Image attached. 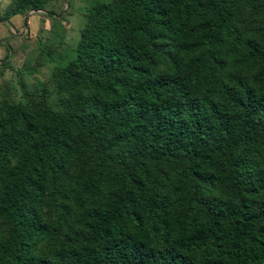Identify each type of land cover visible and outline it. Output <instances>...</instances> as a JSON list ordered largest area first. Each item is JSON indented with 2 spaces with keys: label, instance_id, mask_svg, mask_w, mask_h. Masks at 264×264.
<instances>
[{
  "label": "trees",
  "instance_id": "16d2710c",
  "mask_svg": "<svg viewBox=\"0 0 264 264\" xmlns=\"http://www.w3.org/2000/svg\"><path fill=\"white\" fill-rule=\"evenodd\" d=\"M82 17L51 92L0 98V264H264V0Z\"/></svg>",
  "mask_w": 264,
  "mask_h": 264
},
{
  "label": "rangeland",
  "instance_id": "374dc122",
  "mask_svg": "<svg viewBox=\"0 0 264 264\" xmlns=\"http://www.w3.org/2000/svg\"><path fill=\"white\" fill-rule=\"evenodd\" d=\"M92 0H51L44 11L11 13L12 0H0V98L21 99V90L52 91L50 70L73 55L82 12ZM46 96L54 107L53 96Z\"/></svg>",
  "mask_w": 264,
  "mask_h": 264
}]
</instances>
